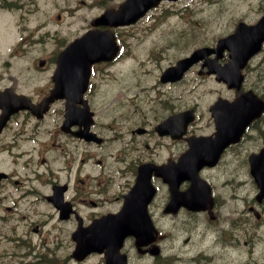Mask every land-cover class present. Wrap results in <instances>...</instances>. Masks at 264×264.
I'll use <instances>...</instances> for the list:
<instances>
[{
    "label": "flooded vegetation",
    "instance_id": "obj_1",
    "mask_svg": "<svg viewBox=\"0 0 264 264\" xmlns=\"http://www.w3.org/2000/svg\"><path fill=\"white\" fill-rule=\"evenodd\" d=\"M8 1L10 0H0V7L4 4L8 5ZM81 1L77 3L84 5L85 3L80 4ZM159 7L150 10L146 16L153 14ZM162 16L163 12L156 13L151 21L155 20L153 24L157 25ZM98 28L103 29L102 26ZM87 29L90 27L86 26L83 31ZM260 51L242 69L243 78L238 88L228 87L226 83L217 80L215 74L208 73V65L201 62L192 65L179 80H162L163 70L173 65L181 55H170L176 58L168 60L165 56L167 64L156 73L163 51H159L160 58L153 54V51H149V56L156 62L153 70H145V73L151 74V78L135 79L130 85L127 80L121 79L117 62L123 51H118L114 59L89 66L88 85L81 97L78 93H67V106L71 109L70 132L63 129L64 104H58L64 103L63 101L53 102L49 111L39 119L29 111H22L11 116L0 133V172L6 175L0 180V202L5 201L0 222H5L9 231L14 232L16 237L14 242H18L23 236L27 239L35 237L44 246L47 258L60 257L66 264H87L86 262L90 259L93 261L89 264H104L105 250L101 253L92 252L80 261L74 258L73 250L76 245L74 235L79 228H83L86 229L84 237L90 238L92 232L87 229L90 224L104 215L117 214L123 206L124 195L139 186L142 191L132 201L131 212L136 214L144 209L148 222L155 227L157 235L152 244L156 246V253L153 254L147 250L150 244L138 250L135 247V238L129 236L125 238L117 251L118 254H124L127 264H216L215 260L221 257L219 250L215 246L205 247L202 242L206 240V237H199V230H194V233L185 240L182 237V234L185 235V229L175 234L174 238L179 243H183V240L187 242L189 238H192L190 244L187 246L182 244L179 250L169 243L168 232L182 226L183 222L177 217L184 216L185 211L195 213L193 219L198 220L195 227L201 226L203 230H208V238L212 235L222 238L204 217L210 215L212 218L210 220L214 221L224 209V197L216 187L215 191L211 192L210 213L189 211L182 206L174 210L168 208L171 191L182 192L185 188V183L177 179L182 171V157L185 151V136L182 134L183 112L188 109L185 107L183 97V83L188 81L195 87L206 82L216 85L206 106L207 117L205 116L204 123L208 127L196 130L191 128L194 124H189L186 134V136H213L214 115L228 109L229 107L226 106L228 103L241 95L247 98L254 96L252 100L255 102L264 100V57L255 68L251 69L258 58L264 54V48ZM42 55L44 56L40 59H43L45 64L39 66L38 71L53 63L55 59L52 53L46 55L43 52ZM214 57L217 58L216 63L219 66L228 61L227 52L209 55L210 59ZM250 73H254L253 79L250 78ZM114 79L121 82L134 94V97L147 103L146 108L138 112L139 120L128 124L126 139L124 131L127 119H124L116 110L96 102L94 98L98 84H105ZM45 88L46 86L37 91V99L30 97V100L38 103L47 96L49 91ZM79 100H83L92 112V118H86L85 122L87 126H90L95 137L83 138L79 135V132L84 130L82 124L84 107L83 104L78 103ZM191 108L195 110L197 118V105L193 104ZM256 121L257 119L253 120L245 128L239 144L230 145L223 150L219 164L224 158L231 156L233 147H235L233 154L239 155L237 147L245 144L246 135L248 131L255 128ZM151 137L154 147H157L158 140H161L183 143V149L178 153L168 154L157 153L153 149V157L133 154V151L141 153L151 149L152 146L149 143ZM257 139L259 142L250 153L258 152L262 148L258 146L264 141L263 137L260 136ZM243 152L248 153L246 147H243L241 153ZM204 170L206 169L202 171ZM141 172L145 187L144 182L139 179ZM58 186L64 187L62 199L63 203H67L65 219L60 217L57 208V205H64L52 200L55 194L59 196L61 193L59 190L55 191ZM247 205L249 211L253 207L258 212L260 210L259 213L255 211L257 215H260L259 219L264 215V198L261 202H257V197L254 196ZM21 207L38 219L30 218L31 222L28 223L27 214L19 212ZM139 239H143V236L140 235ZM251 241L254 242L253 239ZM240 258L253 259L254 257ZM53 259L50 262H53ZM245 264L257 263L246 262Z\"/></svg>",
    "mask_w": 264,
    "mask_h": 264
},
{
    "label": "rangeland",
    "instance_id": "obj_2",
    "mask_svg": "<svg viewBox=\"0 0 264 264\" xmlns=\"http://www.w3.org/2000/svg\"><path fill=\"white\" fill-rule=\"evenodd\" d=\"M79 0H12L11 9L1 14V30L2 34L6 32L5 24L8 20L10 31V44L6 47L4 37L0 38V51H5L4 56L8 55V51H12L15 56L11 57V61L16 59L22 61L28 51L38 53L39 51L56 52L61 49L65 43H68L79 28L85 26L92 18L99 15L105 8L115 4L118 0H84L86 4L79 6ZM165 8L164 15L168 16V21L177 22V30L164 33V35L156 36L152 32L145 31L146 27L143 23L136 27H122L115 29V34L119 44L122 46L123 55L119 60V66L123 69L130 70L134 65L145 64L151 65L148 60L146 51H159L161 45L173 41L169 40V36H174L178 42L173 47L172 45L164 49L162 59L158 62V73L160 68L167 64L166 55L182 54L185 55L194 50L198 45L201 47L211 46L215 40L223 36L225 31L234 29L238 21L254 22L264 13V0H182L176 3H163ZM61 16V22L57 23L56 15ZM195 32L184 33L191 25ZM188 23V24H187ZM49 33H54L50 36ZM211 43V44H209ZM7 49V51H6ZM264 54L258 58L251 69L255 68L256 64L261 62ZM176 58V57H174ZM29 67V64H23ZM133 69H138L134 67ZM136 71V70H135ZM138 72V71H136ZM18 72H12V75ZM143 78L145 76L143 75ZM250 78H254V73H250ZM264 79V77H263ZM212 84L206 82L200 84L190 91L189 88H184L185 97H188L191 102L197 104L198 109L207 117L206 106L210 101V88ZM117 79L108 81L105 84H98L97 92L94 95L95 101L103 103L104 106L116 110L122 115L125 122L124 136L128 135V124L139 120L138 112L146 108L147 103L140 101L133 96ZM119 105V106H118ZM258 129H264V117L255 123ZM261 134L257 130L253 133V138H247V146L249 151L253 150V146H257V136ZM151 137L149 143L152 146L149 150L143 152L133 151V154L146 155L153 157V149L157 153H178L183 149V143H172L169 141L158 140L159 145L154 147V141ZM231 163L225 168H218L215 171L214 183L220 179H224L225 183L217 187L218 192L224 197V209L222 214L232 212L235 209L233 204L232 194L236 192V184L234 179L237 175L234 173L233 165L235 160L230 156ZM228 167V171H227ZM250 177L248 166H243L240 170ZM206 178L210 180V173H207ZM253 193V188L249 186ZM230 209L227 208V203L231 202ZM248 206V205H247ZM245 206L244 220L249 224L250 231L258 228V232L263 235L261 241L252 243L249 234L245 230L246 225L241 224L242 229H234L235 235L239 236V241L236 243H228L221 257L215 260L216 264H245L246 262L264 264V226L259 227L261 220L257 221L255 216L247 210ZM187 216L184 215L183 219ZM177 220V218H176ZM188 224H191L188 221ZM181 229H175L168 232L169 243L174 245L177 250L180 249V243L174 238V235L179 233ZM209 231L199 227V237L208 238ZM185 235L182 234V237ZM252 256L253 259H241L240 257Z\"/></svg>",
    "mask_w": 264,
    "mask_h": 264
},
{
    "label": "water",
    "instance_id": "obj_3",
    "mask_svg": "<svg viewBox=\"0 0 264 264\" xmlns=\"http://www.w3.org/2000/svg\"><path fill=\"white\" fill-rule=\"evenodd\" d=\"M140 0H128L121 8V11L117 16H113L111 12H106L100 19H95L92 21V25H97L98 23L102 24H108V25H118V24H127L130 22H133L135 19H137L138 15L134 17H130L127 15V13L130 11L132 7L137 6L138 2ZM159 0H155V4H157ZM150 4V3H149ZM253 32H250L248 36L242 33L241 27L237 29V36L234 38H228L226 40H222L219 42L218 48L216 51H222L224 48H229L232 51L233 56L236 59H241L243 57V54L245 51H254L257 50V46L260 44L262 40H264V18L259 22V24L255 27H253ZM108 33L111 36V44L108 48V50H105V48L102 45V38L105 35V33L97 34L100 32L96 31H90L86 33L83 37L77 39L73 44H71L68 48H66L64 53L61 54L59 57V71L61 74V81L59 82V85H55V94L58 90L63 91L66 89L67 86V51H82L84 55L83 60L75 64V70L78 72L84 71L87 69V67L90 65L91 62L102 60L106 57H108V54H113L114 51L118 50V47L115 45L114 37L111 32V30H107ZM228 40H232L230 43H228ZM200 51V50H198ZM201 51H208V50H201ZM198 59V56H191L188 59H184L180 62H178V69L180 71L185 70L190 64H192L194 61ZM176 68H173L175 70ZM238 69L236 65H233L232 70ZM170 70V71H173ZM63 79H65V83L63 82ZM67 93V91H64ZM56 96V95H55ZM49 102L53 100V98L48 99ZM262 106H258L256 108L249 109L247 111V114L244 116V118L240 121L237 118H232L226 122L220 123L219 120L216 121V132L215 137L213 140H210L208 138H192L189 139L190 145L193 148V144L196 147L197 152L194 155L191 156V158L186 162L185 168H184V175L187 176L190 172L196 171L199 164L208 158L209 153L211 151H215V156L221 151L222 146H224L227 142H236L239 139V136L241 135L243 128L247 121H249L254 116H258L260 113ZM208 142H211L212 145L209 148H202L203 143L209 144ZM261 159L257 161L256 165V157L251 156L250 157V163L252 167V174L255 177V180L260 188H264V153L262 154ZM213 164V163H212ZM263 171V172H261ZM202 198V196H201ZM130 200H127V204H129ZM183 205L191 210H194L197 208V202L194 200L187 201L184 200ZM132 216L130 214H126L124 217L125 222L128 226L132 223ZM136 221V228L137 232L145 236L147 233H149L147 225L145 224L143 218L139 215L135 216ZM110 261L112 258H108ZM122 260V259H121ZM122 264H124V260H122Z\"/></svg>",
    "mask_w": 264,
    "mask_h": 264
},
{
    "label": "bare ground",
    "instance_id": "obj_4",
    "mask_svg": "<svg viewBox=\"0 0 264 264\" xmlns=\"http://www.w3.org/2000/svg\"><path fill=\"white\" fill-rule=\"evenodd\" d=\"M200 227V226H199Z\"/></svg>",
    "mask_w": 264,
    "mask_h": 264
}]
</instances>
